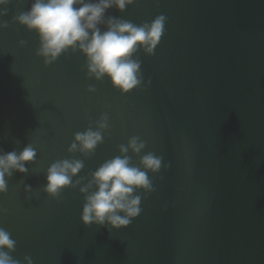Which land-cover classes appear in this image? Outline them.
I'll return each mask as SVG.
<instances>
[{"label":"water","instance_id":"water-1","mask_svg":"<svg viewBox=\"0 0 264 264\" xmlns=\"http://www.w3.org/2000/svg\"><path fill=\"white\" fill-rule=\"evenodd\" d=\"M32 2L0 6L8 24L0 29V154L29 144L37 152L0 194V227L16 241L10 255L21 264L26 256L33 264H264V0L110 9L136 25L166 17L154 55L137 54L143 85L127 94L89 78L79 51L45 65L38 34L14 20ZM105 114L109 130L95 153H70L75 134L95 130ZM134 136L146 143L141 155L171 166L148 173L155 191L138 193L142 211L128 227L85 226L79 188L58 198L43 191L52 163L83 160L74 180L87 183ZM128 155L139 166L140 156Z\"/></svg>","mask_w":264,"mask_h":264},{"label":"clouds","instance_id":"clouds-1","mask_svg":"<svg viewBox=\"0 0 264 264\" xmlns=\"http://www.w3.org/2000/svg\"><path fill=\"white\" fill-rule=\"evenodd\" d=\"M11 0H0V6H7ZM137 0H33L28 11L20 13L14 20L29 31L38 34L40 47L37 55L51 65L61 55L69 51H79L86 57L89 78L102 81L110 79L114 88L127 94L144 83L141 60L138 53L154 55L165 31L166 17L160 15L151 23L136 25L106 14L112 8L120 12ZM7 14V8L0 10V16ZM7 22L0 23V29L7 28ZM21 46L26 41H20ZM151 83V80L148 81ZM89 87V92H95ZM109 130L108 116L105 114L84 132L76 133L68 151L80 152L85 157L93 155L104 141ZM146 143L139 137L129 139L127 145H120L121 155L105 161L86 178L75 179L84 168L81 159H63L47 169V183L43 191L58 198L67 189L79 188L85 194L81 220L85 226L93 224L121 229L128 227L141 214V191L147 196L155 191L148 173H159L163 157L148 152L141 155ZM129 150L140 156L139 166H134ZM2 152V150H0ZM37 152L29 144L23 150L0 154V194L6 193L14 171L27 173L26 163L34 162ZM82 185V186H81ZM95 188L89 193V190ZM31 193L30 185L24 186ZM2 211V210H0ZM16 241L11 233L0 227V264H21L10 253L15 251ZM25 264H33L31 257L24 258Z\"/></svg>","mask_w":264,"mask_h":264}]
</instances>
